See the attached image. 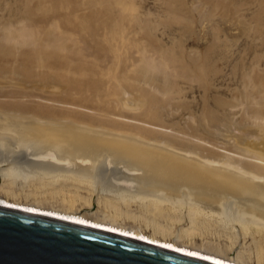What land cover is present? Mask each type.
I'll return each mask as SVG.
<instances>
[{
    "label": "bare ground",
    "instance_id": "obj_1",
    "mask_svg": "<svg viewBox=\"0 0 264 264\" xmlns=\"http://www.w3.org/2000/svg\"><path fill=\"white\" fill-rule=\"evenodd\" d=\"M139 1L136 2L135 0L133 4L136 2L137 5H141L143 2L139 3ZM154 1L146 0L145 3L150 4L154 3ZM15 2L17 4H14L15 6L19 7V5H22L20 7L24 10V6L20 1H18L20 3ZM22 2L26 3L24 0ZM114 2L116 1L114 0ZM129 2L127 1V4L122 5L124 7H122V12L125 11L127 6L130 11L135 8L136 3L134 7H130L132 3ZM239 2L241 4L244 3L243 0ZM2 3L1 5H7ZM120 3L117 4L120 5ZM193 3L192 6L194 7L195 4ZM236 3L235 1V6L237 5ZM87 4L89 5V2ZM201 4H198V6ZM212 4L210 2L209 6ZM252 4L251 6L246 5L255 9L256 6L253 7L254 5L252 6ZM198 6L195 8L198 9ZM142 7H138V10ZM150 7L148 6L147 10ZM154 7L156 8V6ZM8 8H6L9 10H6L9 13L8 15H13V13H10L13 8ZM15 9L17 10L15 15H17L19 8L17 9L16 7ZM242 9H239V12ZM115 11L117 12V10ZM148 11L147 14H149ZM161 12L163 13L162 9L160 12L157 11V13ZM1 13L5 14V12ZM132 13L134 11L128 14L131 15ZM209 13H211V10ZM231 13L230 11V16ZM250 13L252 12L248 14ZM20 14L23 15L22 13ZM165 14L169 16L168 12ZM256 14L258 13L256 12ZM8 15L7 19L11 20ZM183 15H178L179 17H177L180 18ZM23 16L21 18L19 16V20H16V22L14 20L12 22L0 20V207L94 227L216 264H264V73H254L256 59L253 54H257V52L250 54L255 59L254 63H252L253 60L251 62L254 67L248 64H245L248 65L246 67L243 65V68L239 69L240 72L236 76L235 81L234 76L232 75V78L228 74L230 72L228 69H226L228 70L227 73L222 72L218 75H212V80L214 81L213 91L221 90L226 94V97L217 96L212 104L200 106L202 110L197 107L199 112H201L197 119L198 127L209 133V137L210 134L220 136L227 145V149L225 150L221 147L225 151H220L212 148L205 154V151L203 152L201 148L207 145V140L202 137L157 131L160 129L156 126L160 124L144 118L130 117L123 113L107 110L106 107L113 103L120 109L129 110L132 113L141 111L146 102H148L146 95L138 91V87L144 83L151 85V89L156 90L158 88L162 95L163 93L165 95L166 93L181 92V90L176 91L173 82H171V63L166 60L168 58L164 57V54L163 56H154L150 52H146L144 48L139 56L124 63L120 77L114 81L112 93L108 91L109 87H104L108 84L105 85L98 82L101 81L98 80L100 79L98 78L100 73L102 75L103 70L107 69L106 65H102V67L100 65V69L97 64L86 65L79 68L76 67L75 72L78 75H85L86 79L78 82L74 81L77 85L72 90H76V93H78L77 97L82 99V101L78 100L75 102L36 95L31 97L36 101L29 102V99L26 98L28 94L25 91L23 92V89H29H26V87L46 89L52 93H58L65 89L62 88L64 86L59 80L52 81L53 77L51 78L50 75L53 72L61 74L68 70L65 67L70 65L64 62H49L48 57L44 59L42 56L44 49H51L52 54H54L61 49H63L62 52H66L71 48L67 45L70 40L69 37H64L67 38L64 39L52 35L54 32L51 30L52 28L54 30L59 29L56 28V22L55 26L52 25V28H49L52 31H50L52 36L47 34L46 38L43 34L38 33L37 36L39 34L43 35L39 36L40 38L38 39L34 36L33 27L26 22V17L22 18ZM243 16L241 17L243 18ZM2 17L4 16L2 15ZM158 19L159 17L157 16L155 21ZM238 19L240 20V17ZM248 20H251V18L249 17ZM262 20L264 18H261ZM203 21L205 20L203 19ZM231 21L233 22V20H230V23ZM152 22L155 23L154 21ZM226 22L228 23V21H225L224 24ZM237 22L240 23L239 21ZM243 23L244 21L240 24ZM261 23L264 24L263 21ZM208 24L210 27L209 21ZM247 24L249 26V22ZM227 25L229 27V24ZM237 26L239 25L232 26V28L236 29L235 27ZM253 26L255 27L256 25ZM164 28L162 30L158 27L166 35ZM168 29L170 30L171 28ZM168 29L166 28V31ZM251 29L254 31V28ZM169 30L168 34H170ZM244 30L242 29L243 33ZM136 31L135 33H137ZM212 31L215 32L212 29L211 33ZM177 32L179 33V31ZM234 33L236 34V32ZM234 33L233 36L235 35ZM173 34H175L174 31ZM248 34L250 35H248L249 43L252 40V34ZM60 36L62 37V35ZM243 36L242 38L244 39ZM174 37L177 38V36ZM242 38L239 37V39ZM254 39L252 41L256 45L257 43H255ZM94 40L97 42V39L94 38ZM262 40H259L260 44ZM29 41H32V44H37L38 42L39 44L37 45L39 47L36 49L37 52L30 50L32 51L29 53L30 57H25L23 52L19 50L20 48L14 47V45L19 43V46L24 44V47L25 43ZM74 41L71 40L69 42L72 43ZM76 42L80 44L78 41ZM242 42L247 43L244 40ZM77 43L74 44L76 45ZM171 43L173 44V42ZM236 43L235 45H237ZM260 44L258 46H262ZM37 45L35 46L37 47ZM123 45L124 43L120 41L113 44L108 51L120 50ZM223 45L226 46L225 43ZM234 46L230 45V48ZM235 48L238 47H234V51ZM231 51L229 52L232 53ZM216 53L215 56L219 54ZM230 53L228 54V56L231 55L229 58L231 57L234 60ZM245 54L243 57L246 56V59H248L249 53ZM236 58L244 59L240 56ZM27 59L30 61V67L37 68V71H41L42 77L44 76V78H41V83L40 81L39 83L30 82L21 76L20 71L24 69ZM239 59L237 60L240 61ZM229 61L231 62V60ZM231 65L229 68L232 67ZM216 69L214 68V70ZM100 70L101 72L99 73ZM134 70V77L130 76L129 73L134 72ZM172 72L174 71L172 70ZM38 75L37 77H39ZM46 75L48 78H46ZM152 85L155 88H152ZM181 87L183 88V86ZM234 88H238L239 93L229 97ZM200 92H202V89ZM64 93L66 94L65 90ZM211 101L213 100L211 99ZM91 104L99 106L96 107ZM167 104L170 106L169 104H172V102ZM158 105L161 106L160 104ZM153 107L155 106L153 105ZM169 108L172 109L174 106ZM177 108L175 106L174 109ZM194 108L196 107L194 106ZM174 109L173 111L178 112ZM166 111L169 112L168 109ZM167 112L163 111V114L165 113L164 116H166ZM193 116L192 121L195 118ZM185 117L189 119L191 116L186 115ZM132 118L134 120H130ZM129 121L132 123H129ZM24 149L25 151H23ZM14 151L24 153L23 156L27 158L35 169L33 174L18 168L19 160H13L12 158ZM101 165H105V168L106 166L114 168L115 171L112 170V172L114 171L119 178L117 182L119 187L117 189L111 190L106 185L105 188L104 186L101 189L99 188L101 185L98 186L97 179ZM101 169L103 170V168ZM106 170L107 172L111 171L109 168H106ZM174 223L177 224L175 225ZM207 231L210 232L206 233ZM196 238L201 241L197 242Z\"/></svg>",
    "mask_w": 264,
    "mask_h": 264
},
{
    "label": "rangeland",
    "instance_id": "obj_2",
    "mask_svg": "<svg viewBox=\"0 0 264 264\" xmlns=\"http://www.w3.org/2000/svg\"><path fill=\"white\" fill-rule=\"evenodd\" d=\"M13 1L12 0H10V1L9 0H0V10H1V12H5V14H6V16H5L4 13L2 14L0 12V20L1 19L2 20H8L11 22L14 20V22H16V20L17 21L19 20V16L21 18V16L26 15V16H23L22 18L26 17L25 18V20L27 19L26 22L29 25H31V27H33V31L35 32L34 36H36L38 39L43 35H44V37L46 36V38H47V34H50V31L52 30V31H54L52 33V35H56L57 37H60V38H64V37L68 38L69 37L70 42H71V40L74 41L75 39H77L76 41H78L80 43V44H78L76 41L70 43L68 41L69 43L67 42V45H68V47L70 46L69 48H71L72 50L66 49L67 50L66 52L65 51L62 52L63 49H61V50H59L60 52L58 51L59 53L56 52V53L52 54L51 49H47V50L44 49L45 50L44 53L42 52L43 55L41 54L44 57V59H45V57H48L49 62H54V61L55 62H64V63H67L70 65V66H66L65 68H68V70H65L61 74L58 72H55V73L53 72L50 75L51 78L53 77L52 81L53 80H59L61 82L62 86H64L62 88H65L64 90H65L66 94L64 93V90H62L58 93H52L46 89L44 90V89L35 88V87H26V89L27 88H29V89H27V90L23 89V92L25 91V93L28 94V96L26 98L29 99L28 100L29 102L36 101V100L31 98V97L36 96V95L45 96V97H53V98L60 99V100H71V101H75V102L78 100L82 101V99L77 97L78 93H76V90H74V91H72V90L77 85L74 81L78 82V81L86 79L85 75H78V73L75 72L76 67L79 68L80 66H86V65L91 66V65L97 64L99 69H100V65H101V67H102V65H106L107 69L103 70L102 75L100 73L101 70L99 71L100 75L98 78H100V79H98V80H101V81H98V82L100 84L101 83L105 84V85L108 84L107 86H104V87H107V88L109 87L108 91H110L112 93V91H113L112 86L114 85L115 79L120 77V75H121L120 72H121V69H122L124 63L126 61L132 60L134 57L139 56L141 54L142 49L144 48L146 50V52H150L154 56H163V54H164V57L168 58L166 60L171 63L170 64L171 65V68H170L171 69V79L174 80V81L171 80V82H173V85L176 88V91L181 90V92L180 93L175 92L173 94L172 93L171 94L166 93L165 95L162 92L163 93V95H162L161 91L158 88L157 89L159 90V92L157 89L156 90L151 89V87H150L151 85L149 86L148 84L144 83L138 87V91L140 93L146 95L148 102H146L145 106L141 109V111L139 110L138 112L132 113L129 110L120 109L119 107L115 106L113 103L111 105H109L108 107H106L107 110L112 111V112L123 113L127 116H130V117L136 116L139 118H144V119L150 120L154 123L160 124L159 126H156L158 129H160L157 131H161V132L166 131V133H178V134H181L184 136H192L193 137L195 135V136L202 137V138L207 140V145L201 148V150L203 152L205 151L204 152L205 154L208 153L210 150H212V148L219 149L220 151H225L227 149V145L224 143V140L220 136H219L220 139L217 135L213 136L212 134H210V137H209V135H208L209 133H207L206 131H203L202 129H200V127H198L199 124H198L197 119L201 113V112H199V110H202V108L200 106L203 107L207 104H212V102L215 101L217 96L226 97V94H224V92L221 90L213 91L214 81L212 80V75H215V74L218 75L219 73H222V72L227 73L229 70L230 72L228 74L231 76L233 75L234 81H235L236 76L238 75L240 70L243 68V65L248 64L251 66L252 60H253L252 63H254L255 59H256V63H255L256 65L253 64L255 66L254 73H264V65H263V63H264V57H263L264 56L263 55L264 54L263 53L264 47L262 48V46L264 45V43H263L264 42L263 41L264 40V35H263L264 32H262L264 30V24L261 23L262 21L264 22V20L261 21V18L262 19L264 18V12H261V11H264V3H263L264 0L263 1L259 0V2H258V0H255V1L254 0H247V1L243 0L244 3H242V4L239 2V1L242 2V0H235L237 2L236 6H235L234 0H217L218 2L216 0H203L204 2H200L202 0H161L160 3H159L160 0H155V1L153 0L154 3H150V4L148 2H147L148 4H146L145 3L146 0H143V1L142 0H140V1L136 0V2L139 1V3L140 2H143V3H141V5H137V3L135 2L136 4L135 3L134 4L136 6H135V8H132L134 10L131 9V11L128 10L130 8L126 5L127 7L125 6L126 9H125V11L123 10L124 12H122V7L124 6V4H127V1L128 2L132 1V2H129V3H132L131 4L132 6H130V7H134L133 2L135 0L134 1L133 0H118L119 2L117 0H115L117 3L121 2L120 5H118L116 2H114V0H108L109 2L107 0H102V1L101 0H32V1L31 0L30 1L24 0L26 2L25 4L22 2L23 0H15L17 2L20 1L21 4H23L24 10H22V8L20 7L22 5L18 4L19 7L15 6L14 4H16V2L14 1L15 2L14 3ZM90 1H92V2H90ZM157 1H158V3L156 4ZM197 1L200 3H198ZM2 2L7 4V5H1ZM20 2H18V3H20ZM31 2H32V4H31ZM88 2H89V5L87 4ZM101 2H103V3H101ZM193 2H195V3H193ZM210 2H211V4L213 3L211 6H209ZM216 2H217V4H216ZM192 3L195 4L196 6H198V4H201V3L202 4L199 5L200 7L198 6V9H197V8H195L196 7L195 5H194V7L192 6ZM94 4H96V5H94ZM143 4H145V5L142 7ZM158 4H160L162 6L164 5V6L160 7ZM246 4H248L250 6L252 4V6L254 5L253 7L256 6L257 8L255 7V9H254L251 7H247ZM8 5H9V8H8ZM13 5L15 6V8L16 7H17V9L19 8L17 15H15L17 13V10L14 8ZM152 5L156 6V8H158V9L155 10L156 8ZM205 5L207 6V11H206ZM3 6H6V7H3ZM48 6H50V7L48 8ZM148 6L149 7L151 6L149 8L150 10L148 9L149 11L147 10ZM1 7H3V8L1 9ZM38 7H39V9H38ZM138 7H142L143 9L145 8L146 14H145V10L143 11L142 8H139L140 10H138ZM6 8H8V9L13 8L12 10H10V13L11 14L13 13V15H8L9 13L7 11H9V10H7ZM136 8H137V10H136ZM258 8H260V9H258ZM86 9H88V10H86ZM161 9L163 10V13L161 12L163 15L161 13H157V11L160 12ZM196 9H197V11H196ZM208 9L211 10V13H209L210 10H208ZM239 9H242V10H240V12H239ZM249 9H250V11H249ZM251 9L252 10L258 9V10L252 11ZM13 10H16V11H13ZM108 10H110V11H108ZM115 10H117V12ZM127 10H128V12H127ZM164 10H165V12H164ZM132 11H134V13H135V15H134V13L131 14L133 16L128 14V13H131ZM138 11H139V13H137ZM140 11L142 14L140 13ZM147 11L149 14H147ZM150 11L152 12V14ZM230 11L232 12L231 16H230ZM247 11L252 12V13L248 14L249 12H247ZM166 12L169 13L168 14L169 16H167V14H165ZM220 12H222V13H220ZM256 12L258 14H256ZM20 13H22L23 15H21ZM153 13H155V14L153 15ZM170 13L171 14L173 13V14L171 15ZM242 13L244 14V16ZM1 14L4 17H2ZM7 15L9 16L8 18H11V20L7 19ZM173 15H175V16H173ZM178 15L179 16L183 15V17L181 16L180 18H178L179 17ZM211 15H212V17H211ZM157 16L159 17V19L157 21H155V18L157 19ZM160 16H161V18H160ZM205 16L207 17V19ZM241 16H243V18ZM238 17H240V20L238 19ZM249 17L251 18V20L247 21V19H249ZM116 18H117L118 22L116 21ZM212 18H214V19L212 20ZM229 18H230V20H233V22L231 21V23H230ZM203 19L206 22L203 21ZM218 19L220 20V23H219ZM253 19H255V20H253ZM53 20H55V21H53ZM129 20H131V21L129 22ZM256 20H257V22H256ZM152 21H154L155 23H153ZM208 21L211 24L210 27H209ZM217 21H218V23H217ZM225 21H228V23L226 22L224 24ZM237 21H239L240 23L242 21H244V23L240 24ZM55 22L57 25L55 24ZM139 22H141V23H139ZM202 22H203V24H202ZM204 22L206 23V25ZM234 22H235V24H234ZM248 22H249V26L247 24ZM253 22L256 24H254ZM222 24H224L227 27V29H229V28L230 29L227 30L226 27ZM227 24H229V27ZM0 25H1V22H0ZM52 25L53 26L56 25V28H59V29L54 30L51 27ZM137 25H139V26L137 27ZM169 25H171L172 27ZM207 25H208V27H206ZM236 25H239V26L235 27L236 29H234V27L232 28V26H236ZM244 25H246L248 28L246 26L244 27ZM253 25H256L257 27L256 26L254 27ZM163 26L166 27L167 29L171 28L170 30L168 29L170 34H168V30L166 31V28H164ZM47 27H48V29H47ZM50 27L52 28L51 30L49 29ZM158 27L162 30L164 28L166 35L164 34L163 31L159 30ZM211 27H215V28H211ZM238 27L241 28L240 31H239L240 28H238ZM45 28H46V30L44 31ZM153 28H154V30H153ZM172 28H174V29H172ZM209 28L211 30L212 29L215 30V32L212 31V33H211V30ZM216 28H218V29H216ZM244 28H245V30H244ZM251 28H254V31ZM257 28H258V31H257ZM233 29H234V32H236V34L233 32ZM242 29L244 30V33H243ZM250 29H251V31H249ZM48 30H49V32H48ZM61 30H62V32H61ZM135 30H137L136 31L137 33H135ZM131 31H132V33H131ZM173 31L175 34H177L178 33L177 31H179L180 34L178 33L177 35H175V34H173ZM66 32H70L71 34L66 33ZM150 32H153V33H150ZM240 32H241V34H240ZM38 33L43 34V35L39 34L37 36ZM229 33H231V34L228 35ZM233 33L235 34L234 36H233ZM248 33L252 34V37H251L252 40H253V38H255L254 40H255V43H257L256 45L253 44L254 42L252 40H251L252 45H251V42H249L250 44L248 43V41H250V39L248 38L250 35ZM255 33H257L259 35L255 34ZM65 34H67V35H65ZM52 35L50 34V36H52ZM60 35H62V37ZM69 35L70 36L74 35V36H71L72 37V39H71V37ZM173 35L177 36V38H175ZM212 35H214V36H212ZM242 35H244L243 36L244 39L242 38ZM50 36H48V37H50ZM178 36H179V38H178ZM231 36H233V37H231ZM74 37H75V39H74ZM230 37H231V39H230ZM239 37L242 39H239ZM46 38H44V39H46ZM67 38H64V39H67ZM94 38L97 39V42L94 40ZM158 38H160V39H158ZM225 38H226V40H224ZM233 38L235 41L233 40ZM256 38H258V39H256ZM238 39H239V41H238ZM170 40H171V42H173V44L170 42ZM221 40L224 41V42L222 41V43L223 44L225 43L227 48H225L226 46H224L221 43ZM232 40L234 41V44H233ZM242 40H244L247 43L242 42ZM259 40H262L263 42L261 41V44H260ZM120 41H122L124 43L122 49L117 50V51H111V52L108 51L109 48L113 44H116ZM167 42H168V44H167ZM236 42H238V43H236ZM74 43H77V44L75 45ZM227 43L228 44L230 43V44L228 45ZM235 43L239 46L235 45ZM258 43L260 45H262V43H263V45L258 46L259 45ZM17 44L18 45H14V47L17 46L18 48H20L19 50L21 52H23V55L25 57H30L29 53H31L32 51H36V49H38V47H39L37 45V44H39L38 42H37V44H35V43L32 44V41L25 43L26 45L24 47H23L24 44L20 45V46H19V43H17ZM34 44L37 45V47ZM162 45H165V46H162ZM230 45L231 46L235 45L234 47H238V48H235L236 52L233 50L234 47L230 48ZM175 46H177V47H175ZM255 46H257V47H255ZM68 47H66V48H68ZM77 47H78V49H77ZM223 47L228 52L232 50L231 51L232 53H230V52L229 53L232 54V57L234 58L235 62L231 57L229 58V56H231V55L228 56L229 53L223 54L224 52H227L224 50ZM243 48H245V49H243ZM260 48H261V50H260ZM166 49L168 52L166 51ZM177 49L178 50L180 49V50L178 51ZM246 49L248 51L247 53H246ZM30 50H32V51H30ZM64 50H65V48H64ZM193 50L195 53L193 52ZM78 51H80V52H78ZM237 51H238V53H237ZM243 51H244V53H243ZM215 52L219 53V54L216 53L218 56L217 55L215 56ZM239 52L241 53L240 55H239ZM253 52H257V54L256 53L253 54L255 59H253L254 57L252 55H250ZM117 53H119V54H117ZM236 53H237V55H236ZM114 54H116V55H114ZM244 54L245 55L248 54V56H247L248 59H246V56L243 57ZM255 54L257 55V57ZM52 55H54L55 57ZM62 56H64V57H62ZM214 56H215V58H214ZM239 56L241 58H244V59L242 60V59L236 58ZM52 57H54V58H52ZM217 57H219V58H217ZM237 59H239L240 61H238ZM28 60L29 59H27L25 61L26 65L24 66V69L20 71L21 76L25 80H29L30 82L34 81V82L39 83V81H40V83H41V80H42L41 78H44V76L42 77L41 71L40 70L37 71V68L30 67V65H29L30 61H28ZM229 60H231L232 63ZM257 60H258L259 64H258ZM86 61H87V63H86ZM223 61H226L227 64H226V62H223ZM238 62L240 63L241 67L239 66ZM231 64H233V65H231ZM230 65L233 67V68L230 67L232 69L229 68ZM248 65H245V67ZM258 66L259 67L262 66V67L259 68ZM214 68H217V69L214 70ZM69 69H70V71H69ZM226 69H228V70H226ZM236 69L238 70V72ZM260 69H262L263 71ZM172 70L174 72H172ZM42 72H44V71H42ZM38 73H39V75H38ZM37 75L39 77H37ZM129 75L134 77L135 70H134V72H130ZM63 76H65V78H63ZM233 76H232V78H233ZM46 78H48L47 75H46ZM197 82L199 83V85ZM29 84H31V83H29ZM184 84H185V86H184ZM180 85L183 86V88ZM192 85H194L196 89ZM234 86H235V84H234ZM152 88H155V86L152 85ZM184 88L186 89V91ZM190 88H191V90H190ZM201 89H202V92H200ZM41 90H42V93H41ZM44 91H46V92H44ZM68 92L71 94H69ZM189 93L191 96L189 95ZM238 93H239V89L234 88L232 93H230V96L229 95L228 96L231 97V96L236 95ZM198 94H199V96H198ZM173 97H175V98H173ZM195 99H197L198 102L196 100V103H195ZM211 99L213 101H211ZM201 101H202V103H204L203 105H202ZM171 102H172V104H169L170 106H168L167 103H171ZM158 104H160L161 106H159ZM91 105L96 106V107L99 106L97 104H91ZM153 105L155 107H153ZM171 106H174V108H175V106H177L178 108L177 109H174V108L171 109V108H169ZM186 106H188V107L186 108ZM194 106L196 108H194ZM163 107H164V109H163ZM180 107H181V109H180ZM197 107H199V110L197 109ZM182 108H183V110H182ZM167 109L170 113L166 111ZM173 109L177 110L178 112L173 111ZM163 111L167 112L166 116H164L165 113L163 114ZM181 112H183V113H181ZM196 112H198L199 114ZM160 114H161V118H160ZM186 115L189 117L191 116V117L188 119V117H185ZM192 116L195 117L193 119V121H192ZM178 117H181V118H178ZM184 119H186V120H184ZM130 120H134V119L132 118ZM188 120H189V122H188L189 125L187 123ZM182 122H184L185 124ZM194 122H196L197 124ZM129 123H132V122L129 121ZM187 126H188V128H187ZM175 127H178V128H175ZM189 133H191V134H189ZM208 143H210V144H208ZM215 146H217V147H215ZM221 147L224 148L225 150H223ZM23 151H25V149ZM15 152H17V151L13 152L14 155L12 154V158H13V160H19L18 168L21 170H27V172L29 174H33L35 172V169L32 167L31 163L27 160V158L25 156H23L24 153L20 152L21 153L20 154L19 152H17L18 153L17 154ZM100 167L103 168V170ZM100 167H99L100 169L98 170V179H97V183L99 184L98 186L101 185V187H99V188L100 189L103 188L102 186H104V188H105V185H106L107 188H110L111 190L117 189L119 187V185H117L119 178H118V175L114 172L115 171L114 168L112 169V167L106 166V168L111 169V171L109 170L107 172L105 165H103V166L101 165ZM104 169H105V171H104ZM112 170H114V171L112 172ZM174 224L176 225L177 223H174ZM147 230H149V229H147ZM208 232H210V231H207L206 233H208ZM196 239H197L196 240L197 242L201 241L198 238H196Z\"/></svg>",
    "mask_w": 264,
    "mask_h": 264
},
{
    "label": "water",
    "instance_id": "obj_3",
    "mask_svg": "<svg viewBox=\"0 0 264 264\" xmlns=\"http://www.w3.org/2000/svg\"><path fill=\"white\" fill-rule=\"evenodd\" d=\"M0 264H216L94 227L0 207Z\"/></svg>",
    "mask_w": 264,
    "mask_h": 264
}]
</instances>
